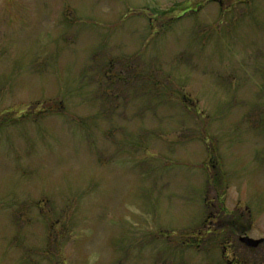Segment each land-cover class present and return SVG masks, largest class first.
Instances as JSON below:
<instances>
[{
	"label": "rangeland",
	"instance_id": "1",
	"mask_svg": "<svg viewBox=\"0 0 264 264\" xmlns=\"http://www.w3.org/2000/svg\"><path fill=\"white\" fill-rule=\"evenodd\" d=\"M244 234L264 0H0V264H264Z\"/></svg>",
	"mask_w": 264,
	"mask_h": 264
},
{
	"label": "water",
	"instance_id": "2",
	"mask_svg": "<svg viewBox=\"0 0 264 264\" xmlns=\"http://www.w3.org/2000/svg\"><path fill=\"white\" fill-rule=\"evenodd\" d=\"M241 240L244 241L245 243H247L248 245H251V246H256L262 241V239L256 240V239H253L249 236H243V237H241Z\"/></svg>",
	"mask_w": 264,
	"mask_h": 264
},
{
	"label": "trees",
	"instance_id": "3",
	"mask_svg": "<svg viewBox=\"0 0 264 264\" xmlns=\"http://www.w3.org/2000/svg\"><path fill=\"white\" fill-rule=\"evenodd\" d=\"M55 223H56V225L50 223L51 230H53V228H56V227L58 226V224H60V220H59V219H56V220H55ZM53 225H54V226H53ZM241 247H243V248H247L246 246H244V245H242V244H241ZM247 249H249V248H247ZM250 249H251V248H250Z\"/></svg>",
	"mask_w": 264,
	"mask_h": 264
}]
</instances>
